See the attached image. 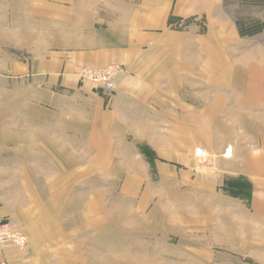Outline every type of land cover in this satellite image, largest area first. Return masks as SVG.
<instances>
[{"label": "crops", "instance_id": "1", "mask_svg": "<svg viewBox=\"0 0 264 264\" xmlns=\"http://www.w3.org/2000/svg\"><path fill=\"white\" fill-rule=\"evenodd\" d=\"M73 1L84 0H0V216L30 239L23 250L4 245L0 264H68L51 233L40 235L43 248L32 244L33 204L17 213L7 195L32 192L24 180L32 163L61 161L69 129L80 138L85 114L109 161L155 162L168 192L206 199L207 241L264 264V41L169 40L181 32L170 29L172 17L204 18L212 28L225 0H107V28L69 38L67 19L82 16ZM256 18L233 21L232 33L263 36ZM110 64L122 69L110 98L74 73ZM28 113L33 126L17 133L9 116ZM72 115L78 121L69 124Z\"/></svg>", "mask_w": 264, "mask_h": 264}, {"label": "rangeland", "instance_id": "2", "mask_svg": "<svg viewBox=\"0 0 264 264\" xmlns=\"http://www.w3.org/2000/svg\"><path fill=\"white\" fill-rule=\"evenodd\" d=\"M73 2L82 6L78 7L82 16L67 19L69 38L107 28L106 10L113 2ZM224 6L226 15L211 19L212 28L204 18L172 17L170 29L181 32L173 33L169 40L264 41V35L239 38L231 31L233 21L264 19V0H225ZM90 9L96 11L94 16ZM230 63L234 69L238 61L232 58ZM244 69L246 72V66ZM29 107L25 109L30 112ZM1 117L0 111V124ZM33 117L30 113L14 114L8 122L15 125L17 133L24 134L33 126ZM72 117H68L69 124L78 121L76 115ZM84 117L80 138H73L69 129L67 153L57 155L61 161L30 164L24 180L32 192L7 195L12 200L8 208L17 213L28 211L25 203L33 204L34 211L28 212L34 218L31 227L35 247H44L40 235L49 232L57 243L62 240L61 245L67 247L68 264H75L76 254L78 264H260V259L231 256L234 252L221 248L219 242L207 241V211L202 203L206 199L203 195L168 192L171 188L166 183L162 186L156 176L155 162L109 161L108 147L92 144V114ZM37 118L41 121L43 116ZM26 237L28 244L30 239ZM62 254L59 252V256Z\"/></svg>", "mask_w": 264, "mask_h": 264}, {"label": "built area", "instance_id": "3", "mask_svg": "<svg viewBox=\"0 0 264 264\" xmlns=\"http://www.w3.org/2000/svg\"><path fill=\"white\" fill-rule=\"evenodd\" d=\"M121 70V67L117 64H110L100 68L77 66L74 69V73L79 80L92 83L96 90L102 92L105 98H110L115 92V78ZM194 154L203 163L207 162L208 154L203 148H196ZM223 155L224 157H229L230 148H227ZM6 244H12L17 249L23 250L27 245V237L10 220L0 216V249Z\"/></svg>", "mask_w": 264, "mask_h": 264}]
</instances>
